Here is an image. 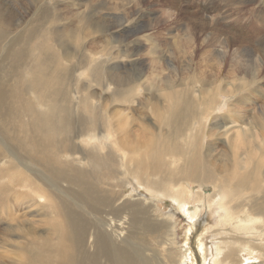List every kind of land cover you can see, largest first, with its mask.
<instances>
[{"label":"bare ground","instance_id":"obj_1","mask_svg":"<svg viewBox=\"0 0 264 264\" xmlns=\"http://www.w3.org/2000/svg\"><path fill=\"white\" fill-rule=\"evenodd\" d=\"M1 3L0 0V20L6 25L10 26L13 18L22 20V15L18 16L15 11H12V15L8 8L2 10L5 2L3 5ZM106 3V0L97 2L98 5H107ZM16 6L22 7V5ZM35 9L34 7L33 26L21 32L22 34L14 38L12 43H20L23 38L26 43L35 37L37 41L31 45H34L38 52L29 54L28 51L31 50L29 47H25V50L22 47L16 52H13L15 50L11 47L7 49L12 53L9 58L14 60L17 66L13 62L12 64L17 70L26 67L29 70H26V83L22 82L18 85L19 81H17L14 86H0V136L3 139L0 138V155L3 157L8 153L12 154L11 160L6 162L11 165H9L11 169H14V177L21 178L27 190L29 189L46 204L36 202V206L40 209L43 207V210L41 213L36 210L38 218L31 223L32 226H27L28 213L20 214L22 220H19V217H11L13 212H7L9 220H15V224L6 236L14 235L13 237L17 236V239L21 238L22 241L17 242L11 254H2L0 258L6 256L7 260H11L10 264H197V259L201 260L202 257L206 259L204 249L208 247L202 232L209 230L210 245H214V252L210 254L211 264H248L246 262L248 258L258 257L263 259L261 264L264 263V150L257 141L252 140V136L259 133L257 128L260 127L259 125L264 129V124H261L264 120L260 121V119L259 122L255 117H251L247 122L248 128L243 127L241 121H237L241 124L237 123V127H241L239 129L235 127V133L227 136L229 143L243 144L239 149L236 148L237 152L230 148L236 153L234 159L221 153L220 150V153H212V155L210 142H205L207 149H210L202 155L200 144L206 134L204 129L199 132L197 126L193 125L201 123L204 118L201 108L214 100V94L227 95V91L219 87L221 84L210 89L214 80L201 79L206 77V74L198 76L197 79H201V87L197 89L198 101L195 102L187 90L175 87L177 84L174 82V77L177 75L174 76L170 69V72L162 77V85L148 82L146 88L148 95L138 99L140 102L138 101L137 106L114 107V102H122L118 92L126 94L132 90L128 85L132 78L126 77L128 74L123 76L124 74L119 72L120 75L116 70L115 72L109 70L104 78L100 62L93 59L88 64L83 53L85 50L93 51V48L92 44L84 43L83 40L98 33L100 26L98 27L94 21H70L65 16L57 14L52 17L51 12L49 13L46 8ZM51 19L57 28H54ZM61 20L66 22H59ZM49 22L51 24L47 26ZM44 30L48 32L54 30L53 41L61 47V60L63 58L62 61L67 62L68 66H64L63 62L54 58L52 53L47 55L40 67L26 65V61L41 59L42 54L45 53L47 48H44ZM2 40L0 38V42ZM209 44L211 43L208 42ZM239 59L240 57L237 58ZM87 64L88 68H86L90 71L92 82L82 83L76 77V72L83 71V67ZM243 64L236 65L235 71L242 66V72L251 74L249 66L244 67ZM42 68L52 72L47 76ZM158 69L160 68L157 67V71ZM0 73V79L4 78L3 73ZM232 73L234 71L228 70L225 75L227 78H234L235 75ZM63 77L69 81H76V86L69 90L62 89L67 88ZM179 79L192 81L193 76L186 73L182 79L179 75ZM90 83H93L97 89L91 90ZM112 85H116L117 88L105 94L106 89ZM253 85L252 76L249 80L239 77V83L234 86V90L240 92L247 89L254 92ZM247 92L249 91H246V95L241 98L238 97V102L246 101L247 104L251 97ZM30 93H33L31 95L33 106L28 102ZM123 98V101L129 103L135 99L134 96L127 94ZM160 100L166 102V105L160 106ZM195 104L196 109L200 111L195 109ZM243 106L241 108L244 110ZM141 109V114L149 116L146 118L149 124L140 120L135 122L138 127L133 128L134 122L130 113ZM8 124L11 129L10 135L4 130L5 125ZM220 126L214 124V129H219ZM254 130L256 133L252 134ZM232 131L231 129L230 132ZM219 132L221 135L229 133L226 128H222ZM214 134L217 133L212 132V136ZM220 137L219 135V139ZM77 139L86 140V143L91 145L90 149L82 150V146L76 143ZM103 148L106 150L101 152ZM163 155L179 161L172 160V163L164 161ZM5 172L4 168H0V177ZM208 185L211 186L212 191L206 193L203 188ZM192 186H196L198 190L193 191ZM23 194L25 195L26 192L23 191ZM164 198L174 203L175 211H181L187 216L185 220L188 224L187 235L194 243L196 238L191 250L186 251L178 245L175 212L169 210L165 215L154 212L155 208L160 210L159 203H162ZM189 205H192L194 210L189 209ZM205 207L208 211L207 216L214 213L216 216H213V224L211 219L208 220L203 231L198 232L204 223L201 213L206 210L201 209ZM197 211L199 216H193ZM209 250L212 251L210 248ZM246 254L250 257H246ZM11 255L12 257H9ZM0 264H2L1 259Z\"/></svg>","mask_w":264,"mask_h":264},{"label":"rangeland","instance_id":"obj_2","mask_svg":"<svg viewBox=\"0 0 264 264\" xmlns=\"http://www.w3.org/2000/svg\"><path fill=\"white\" fill-rule=\"evenodd\" d=\"M1 2H2L1 5H3L4 2L6 3V4L4 3L2 10L8 8V10L11 11L12 15H13V12L15 11L14 13L18 14V16L22 15V20L19 21V20H16L15 18H13L10 26L6 25L2 20H0V38L3 39L0 42V72H2L4 75V78L0 79V81H3L2 83H0V86L1 85L5 86V87L14 86L17 83V81H19L18 85H21L22 82L26 83V79H27L26 70L28 68L26 67V68H23V69L21 68L20 70H17L12 64V62L14 63V60H10V58H9V55H11L12 53L9 52L10 50L8 51L7 49L9 47H11L12 50H15L13 52H16V50L18 51L22 47H24V48H22L23 50H25V47H29L31 50L34 51V52L31 50L28 51L29 54H34V53L38 52V51H36L35 46L31 45V44H35V42L37 41V40H35V37H33L30 40L28 39L29 43L26 42L27 44L24 43L25 42L24 38L22 39V41L20 43L17 42V44H13L12 41L18 35L22 34L21 32H23L24 30H27L26 28H31L33 26L32 19H33L34 7L36 8L35 10H38V8L39 9L46 8L49 11V13L51 12L50 14L52 17L55 14H57V15L65 16L70 21H72V20H74V21L75 20H81V21L83 20V21H92V22L94 21V22H96L98 27L100 26L98 33H96L94 36H88V37L84 38V40H83L84 43H88L89 45L92 44L91 46L93 48V51L85 50V53H83V55L87 59L88 64L93 59H95L96 61L100 62V64H102L103 72L102 71L101 72H102V77H104V78L108 75V74L106 75V73L109 70H112L114 72L116 70L118 73L120 72L122 75L124 74L123 76H126L128 74L126 77L130 76V78H132L131 83L128 85H129V87H131V89L133 91L130 90V92H126V94L129 96H134L135 99L137 100V101H134L135 99H133L131 101V103L125 102V101H123L124 100L123 96H125L126 94L124 92H120L121 94H119V92H118V96H121L120 100L122 102L121 103L114 102L113 103L114 107H117V106L118 107H124L126 105H130L132 107L137 106L138 103L140 102V100H138V99H141L142 97H145L148 95V90L146 89L148 87V82L150 81L154 85L161 84L162 83L161 82L162 77L165 76L168 72H170L169 71L170 69L173 72L174 76L177 75L176 77H174V82L177 84V85H175V87L178 89L187 90L189 92L190 97L195 99V102L198 101V90L201 87V85H200L201 79H207V80L213 79L214 80L210 89L216 88V87H218V85L221 84L219 87L220 88L222 87L221 89L226 90L227 95L223 96L221 94H216V95L214 94V96H215V97H213L214 100L212 102L208 103L207 105L202 106V108H201L202 113L204 115V118L202 119L201 123L193 125L195 127L197 126L196 128L199 132L204 129L203 131L206 134L205 135L206 139L204 138L203 141L201 142L202 144H200V146L202 145V148L200 147V153H202V155L206 154L208 152V150L210 148H212L211 154L212 153L217 154V153H220V151H221V153H223L225 155L227 154L231 158L234 159L236 153H234L232 150L235 149L237 152L238 151L237 149L242 147L243 144L242 143L238 144V143H234V142L229 143V139L227 136L233 134V132H234V130H236V128L239 129L241 127V126L239 128L237 127V123L239 121H241V124L243 123L242 124L243 127L247 126L245 128H248L247 122H249V120H251V117H255L256 120H258V121L260 119H261L260 121H262V119L264 120V110H263L264 109V103H263L264 102V33H263V31H264V23H263L264 19H262V17L264 18V0H248V1L247 0H149V1L148 0H133V1L132 0H124V1L123 0H106L107 5H98L97 4L98 0H1ZM137 4L139 5V7ZM16 5H22V7H17ZM33 5H34V7H33ZM77 6H79V7H77ZM236 7L237 8L239 7L238 9L241 11H239ZM105 8L106 9L108 8V9L105 10ZM134 8H135V10H134ZM220 8H221V10H220ZM233 8H235V9H233ZM256 9H258V10H256ZM59 10L62 13L59 12ZM89 10H90V12H89ZM236 10H238L239 14L237 13ZM260 10H261V12H260ZM80 11H81V13H79ZM84 11H87V12H84ZM125 12H127V13H125ZM71 13H72V15H70ZM15 14H14V16L16 17ZM261 15H263V16H261ZM72 16H74V18ZM235 16H237V18H233ZM83 18H85V19H83ZM108 18H109V20H108ZM210 21H211V23H210ZM31 22H32V24H31ZM50 22L47 24V26H49L52 23L53 25H55L54 28H57L56 24L53 23V20L51 23ZM59 22L65 23L66 21L61 20ZM59 22L57 24H59ZM212 23L215 25V27ZM248 23H250V24H248ZM221 28H222V31H221ZM238 28H239V30H238ZM259 29L261 30V32ZM54 30H51L52 32L51 31L48 32V30H44L45 32H43V36L46 37V38L43 37V40H45L44 48H47L45 51L46 54L43 53L41 56V59H32V60L26 61V63H27L26 65H28V66L34 65L36 67H40L45 62V58H47V55L52 53L54 58L58 59L60 62H63L64 66H68L67 62L62 61L63 58L61 60V55H60L61 54V52H60L61 47H59V45L53 41V36L55 37V34H53ZM181 30H182V32H181ZM208 31H209V33H208ZM257 31H259V32L257 33ZM50 33H52V34H50ZM188 33H190V34H188ZM196 33L198 36L196 35ZM237 33H238V35H237ZM225 37H226V40H225ZM80 40H81V38H80ZM81 42H82V40H81ZM208 42L211 44L208 45ZM217 46H219V47H217ZM160 47H162L163 49H161ZM186 48H187V50H186ZM222 48H223V50H222ZM156 50H159V52ZM7 52H9V53H7ZM110 52H112V53L109 54ZM156 52H157V55H156ZM161 52H163V53H161ZM5 55H7V56H5ZM154 57H156V58H154ZM239 57H240V59H239L240 61L237 60V58H239ZM73 61H75V59H73ZM14 64H15V66H17L16 63H14ZM88 64L85 67H83V69H82L83 71L78 70L76 72V77H78V79H80V82H82V83H87L88 81L92 82L91 81L92 78H90V76H89L90 71H89V69L87 70ZM241 64H243L244 67L249 66V71L251 74H249V72H247V73L242 72V69H243L242 66L239 67L240 70L238 69V71H235V70H237V68L235 69L236 65H241ZM157 67L160 68V69H158V71H157ZM84 68L87 71L84 70ZM106 68H108V70ZM140 70H141V72H140ZM228 70L232 71V72L234 71V73H232V74H234L236 76V78H235V76H234V78H227L225 73ZM42 71L47 76L52 72V71H49L46 69L43 70V68H42ZM201 71H204V73H202ZM212 71L214 73H212ZM223 72H224V74H222ZM140 73H141V75H140ZM186 73L192 74V76H193L192 81L191 80H185L184 81V80L179 79V75L181 76V79H182ZM133 74L136 76H134ZM204 74H206L207 76L203 77L201 79H197L198 76L200 77V75H204ZM0 75H1V73H0ZM7 75L9 78L7 77ZM74 75H75V73H74ZM195 75H196V77H194ZM251 76L254 80V85L252 86V89L254 90V92L252 90L250 92V90H247V89L245 91L235 92L234 86H236L239 83V77L244 78L245 80H249ZM63 78H64L63 82L65 81L67 88H62V89L69 90V89H73L76 86V81H69V79H67L66 77H63ZM136 79H137V81H136ZM138 79H140L139 80L140 82H138ZM143 80L146 81L147 83L145 82L146 83L145 84L144 82H142ZM232 82H234V83H232ZM93 83H90L91 84V90L92 89L94 90V88L97 89L95 86H93L94 85ZM140 84L142 87L140 86ZM144 84H145V87H144ZM216 84H217V86H216ZM228 84H229V86H228ZM136 86H137L138 90L136 89ZM111 87L109 89H106L107 91L105 92V94L111 93L112 91H114L115 88H117L116 85H112ZM124 87H128V86H124ZM258 87H260V88H258ZM134 89L136 90V92H134L135 91ZM246 91H249V92H247V94L251 96V97H249V101L251 100L250 103H249V101H247V104H246V101L245 102H242V101L238 102V97L241 98L242 96L246 95ZM143 92H145V93H143ZM232 93H233V95H232ZM31 95H33V93H30V96H28V98H29L28 102L33 106V103H32L33 98ZM136 95L137 96L139 95L138 96L139 98ZM218 96L222 99H220ZM234 96H237V97H234ZM227 97H230V98L227 99ZM160 101H161L160 106L166 105V102H164L163 100H160ZM220 101H221V103H220ZM227 105H229V106H227ZM230 105H232L231 106L232 108L230 107ZM242 105H244L243 106L245 108L244 110H243V108H241ZM212 107H214V108H212ZM195 109H196V104H195ZM196 110L200 111L199 109H196ZM228 110H230V111H228ZM238 110H239V112H238ZM241 110L244 112L242 113ZM246 110L249 112H246ZM261 111L263 112V114ZM141 112H142V109L138 112H131L130 113L131 118L133 119V122H134L133 128L138 127L135 122H138L140 120L145 121L144 122L145 124H149L148 120L146 119V118H149V116H147V115L144 116L143 113L141 114ZM227 112L230 114H228ZM239 113L244 114V116L239 114ZM133 114H134V116H132ZM236 114H237V117H236ZM198 115L200 116V114H198ZM245 115H246V118H245ZM257 116H259V117H257ZM24 117H26V116H24ZM238 117H240V118H238ZM243 117H244V119H243ZM151 118L153 120L152 116H151ZM247 118H248V120L246 121ZM230 119H232V120H230ZM243 121H245V122H243ZM214 124H217V125L220 124L221 125L220 126L221 128H219V129L215 128L216 131H218V132L215 131ZM238 124L241 125L240 123H238ZM261 124H264V122ZM231 125H232V127H231ZM5 126L6 127L4 130L8 131V133L10 135L11 129H9V124L5 125ZM191 126L192 125H190L189 128H191ZM233 126H234V128H233ZM259 126L260 127H257V128L259 129L260 134L257 132L258 129L256 128L257 130L256 129L255 130L257 133L254 130L252 134L256 133L257 135L256 136L253 135L252 140H254V142L257 141V143L260 145V147H262L261 149L264 150V134H263L264 129H262L263 127L261 125H259ZM210 127H211V130H210ZM222 128H226V130H228L229 133H227L225 135H221L219 131H221ZM231 129L233 130L232 132H230ZM208 132H210V133H208ZM212 132H215L217 134H214L213 135L214 137H213ZM219 135L221 136L220 139H219ZM260 137H261V139H260ZM0 138H1V136H0ZM77 140H78V142H76V143H78L79 146L80 145L82 146V147L80 146L82 148V150L87 151L90 149L91 145L87 144L86 140H83V139H77ZM205 142H207V143L210 142L211 147L207 149V147H206L207 143H205ZM212 142H214V143H212ZM212 144H214V145H212ZM220 144H222V145H220ZM235 145H236V147H235ZM233 146L235 148H233ZM230 148H232V150ZM101 150H102L101 152H104L106 150V148H103ZM263 153H264V151H263ZM8 155H11V156L8 157ZM10 157L12 158V154H10V153H8L7 156L3 155V157H1V155H0V162L1 161L3 162V163H0V168H4L6 170V172L3 173L0 177V246L2 247V248H0V255L11 254L13 249H14V246L17 245V242L22 241L21 238L17 239V236L13 237L14 235L6 236L11 232V227L15 224V220L14 221L9 220L10 217L7 215V212H13V215L11 217H19V215L22 214L23 212L28 213L29 216L26 217L27 219H29L27 226H32L31 223L34 222L38 218L36 216V214L38 213L36 210H39V213H41V210H43V207H41V209H40L36 206L37 205L36 202H38V201L42 202V201H40L38 199V197L35 196L34 193L30 192L29 189L27 190V188L25 187V184L21 178L18 179L17 177L16 178L14 177V174H13V172H15L14 169H11L9 167L10 164H7L11 160ZM77 157H80V156L77 155ZM64 158H63V160H64ZM162 159L164 161H168V162L170 161V163H172V160H174L173 158L170 159V157L168 155H163ZM82 160H80V161L83 163ZM6 161H8V162H6ZM174 161H179V160L176 159ZM11 174H13V176ZM1 185H2V187H1ZM206 187L207 186H204V188H203V190L206 191V193L212 191L210 185H208L207 189H206ZM191 189L193 191L198 190V188H196V186L195 187L192 186ZM23 191L26 192L25 195L23 194ZM127 191H129V190H127ZM2 202H4V203H2ZM196 202H198V201H195V203ZM43 204H46V203H43ZM173 205H174V203L171 200L164 198L163 202L159 203L160 210H159V208H155L154 212H156L158 215H161V214L165 215V212H168L169 210H173L175 212V216H176L175 221L177 223V227L175 228V230H176L178 245H179V247H181V249H186V251L191 250V247L193 246L192 244L196 243V238H195V243H194L193 240L190 238V236L187 235L188 234L187 233V231H188L187 225L188 224L185 221L187 216L181 211H179V212L175 211V208H174L175 205L174 206ZM35 207H37V208H35ZM189 209L194 210L192 205H189ZM201 210H206V211H203L201 213V217L203 216L202 217V223L203 222L204 223L198 232H200L201 230L203 231V228H205V223L208 220L211 219L210 221L213 224L214 223L213 216H216L215 213L213 215L207 216L206 212H208V211H207L206 207L202 208ZM198 212L199 211L194 213L193 216H196V217L199 216L197 214ZM206 217H208L207 220H206ZM19 220H22V218L19 217ZM207 225H209V224L207 223ZM227 227H228V225H227ZM36 230L39 231V228H37ZM195 233H196V231H195ZM202 233H204L203 234L204 240H205V244L208 247V249L207 248L204 249L206 252L205 253L206 259L204 260V257L201 256L202 259L201 260L197 259V262H198L197 264H211L212 256L210 254H212L214 252V245H212V246L210 245L211 244L210 231L206 230ZM16 235H18V234H16ZM205 235H206V237H205ZM13 240H16V241H13ZM198 240H199V238H198ZM183 241H185V242L183 243ZM199 242L200 241H198V243ZM197 248H198V246H196V249ZM209 248L212 249V251L209 250ZM5 249H7L9 252H7ZM9 257H12V255ZM246 257H250L249 254H246ZM0 259H1L2 264H10L11 260H7L8 258L6 256L1 257ZM238 260H237V263H239ZM262 261H263V259L260 257L252 258V259L248 258L246 260V262L248 264H261ZM192 264H194V263H192ZM262 264H264V263H262Z\"/></svg>","mask_w":264,"mask_h":264}]
</instances>
